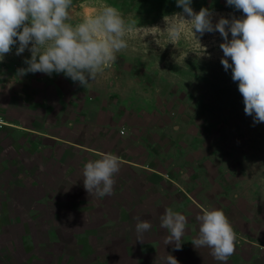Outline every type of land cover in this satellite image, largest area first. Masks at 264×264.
Listing matches in <instances>:
<instances>
[{
    "label": "rangeland",
    "instance_id": "rangeland-1",
    "mask_svg": "<svg viewBox=\"0 0 264 264\" xmlns=\"http://www.w3.org/2000/svg\"><path fill=\"white\" fill-rule=\"evenodd\" d=\"M103 5L116 7L141 31L129 34V48L87 91L104 106L125 103L119 126L145 127L134 133L141 145L122 146L112 138L111 149L107 142L103 148L126 149V158L161 171V179L121 163L113 194L98 198L86 191L82 170L100 156L55 145L27 165L32 174L0 164V264H166L168 254L179 264H224L191 243L199 232L196 217L204 209L222 210L239 223L248 213L257 228L264 226V123L253 126L244 112L238 82L221 64L219 32L197 33L206 52L188 27L176 46L160 32L165 16L183 11L177 0H73L71 23ZM191 6L197 13L209 9L213 24L244 17L227 0H192ZM17 46L0 61L10 73L16 61L31 58L28 50L17 56ZM137 112L145 115L137 119ZM167 208L187 218L181 250L164 243L169 233L160 217ZM137 218L152 225L144 243L137 241ZM255 233L264 242V233Z\"/></svg>",
    "mask_w": 264,
    "mask_h": 264
},
{
    "label": "clouds",
    "instance_id": "clouds-1",
    "mask_svg": "<svg viewBox=\"0 0 264 264\" xmlns=\"http://www.w3.org/2000/svg\"><path fill=\"white\" fill-rule=\"evenodd\" d=\"M191 4L192 0H177V7L183 11L165 16L163 31L152 28L165 33L169 44L174 46L185 27L198 41L197 33L202 37L205 33L219 32L224 40L219 46L224 54L221 64L225 71L231 69L233 82H238L244 112L253 117V126L264 123V0H227V5L242 11L244 17L231 20L221 17L215 24L209 9L202 8L197 13ZM72 8L73 0H0V61L18 45L17 56L26 50L31 53V58L24 61L27 67L18 70L19 76L63 73L82 87H89L116 62L119 53L129 48V34L141 29L134 20L126 19L109 5L73 24ZM153 38L159 45L158 38L155 35ZM199 44L206 52L200 41ZM120 168V158L112 153H101L99 159L88 161L82 170L86 191L98 198L111 196ZM196 219L198 237L191 243L196 249H210L215 260L226 264L235 253L238 239L229 218L222 210L204 209ZM160 221L161 228L169 233L165 245L174 244V250H181L186 216L167 208ZM151 227L149 221L137 218V241L144 243L143 234ZM166 264L179 262L168 254Z\"/></svg>",
    "mask_w": 264,
    "mask_h": 264
},
{
    "label": "crops",
    "instance_id": "crops-1",
    "mask_svg": "<svg viewBox=\"0 0 264 264\" xmlns=\"http://www.w3.org/2000/svg\"><path fill=\"white\" fill-rule=\"evenodd\" d=\"M0 67L4 68L0 70V120L4 123L0 127V164H17L25 174H32L27 165L35 164L36 154L58 145L80 154H94L95 157L101 153H112L121 157L123 166L149 172L161 179V171H152L144 164L126 158V149L125 156H122L123 151L103 148V143L107 142L111 149L112 138H116L122 146L141 145L134 133L145 130V127L142 129L141 124L119 126L121 111L128 108L123 101L104 106L94 91L88 93L87 88L63 73H53L51 76L28 73L21 77L18 70L27 67L24 61H16L12 76L5 73L11 74L7 66ZM2 74L7 76L8 83ZM66 114L67 117L64 116ZM143 115L145 112H137L135 117L141 119ZM104 118L106 121H103ZM120 131H123L121 136ZM234 198L239 201L236 195ZM252 203L257 204L258 201L255 199ZM247 214L235 220L239 223L230 221L238 239L235 253L226 264H256L258 260V264H264V257L261 258L259 253L264 250V242L259 236L252 235L253 231L255 234L264 233V226L257 228L255 219ZM251 260H256V263H250Z\"/></svg>",
    "mask_w": 264,
    "mask_h": 264
},
{
    "label": "built area",
    "instance_id": "built-area-1",
    "mask_svg": "<svg viewBox=\"0 0 264 264\" xmlns=\"http://www.w3.org/2000/svg\"><path fill=\"white\" fill-rule=\"evenodd\" d=\"M4 123L0 120V127L3 126ZM120 133H123L122 131Z\"/></svg>",
    "mask_w": 264,
    "mask_h": 264
},
{
    "label": "trees",
    "instance_id": "trees-1",
    "mask_svg": "<svg viewBox=\"0 0 264 264\" xmlns=\"http://www.w3.org/2000/svg\"><path fill=\"white\" fill-rule=\"evenodd\" d=\"M123 166V165H122ZM128 167V166H127Z\"/></svg>",
    "mask_w": 264,
    "mask_h": 264
}]
</instances>
